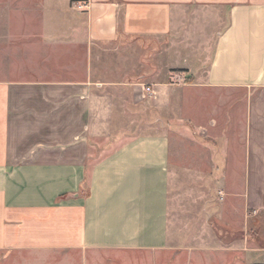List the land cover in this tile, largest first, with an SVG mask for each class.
Segmentation results:
<instances>
[{
    "label": "crops",
    "instance_id": "1",
    "mask_svg": "<svg viewBox=\"0 0 264 264\" xmlns=\"http://www.w3.org/2000/svg\"><path fill=\"white\" fill-rule=\"evenodd\" d=\"M185 120L212 146L192 166L236 186L209 225L246 227L264 213V0H0V264L180 250L238 264L257 228L175 243L170 134Z\"/></svg>",
    "mask_w": 264,
    "mask_h": 264
},
{
    "label": "rangeland",
    "instance_id": "2",
    "mask_svg": "<svg viewBox=\"0 0 264 264\" xmlns=\"http://www.w3.org/2000/svg\"><path fill=\"white\" fill-rule=\"evenodd\" d=\"M206 53L207 55L201 64L202 71L209 60L211 47H208ZM170 139L172 148L176 151L175 167L170 170L172 179L169 193V210L177 221L176 245L179 247H201L204 243L214 245L218 241L223 244L238 242L244 238L245 228L246 230L257 228L256 235L253 232L248 234L250 236L247 239L248 253L246 257H238V264H264V213L256 215L254 212H249L251 214L248 217L246 227L240 225L236 215L235 218H232L233 222L229 232L215 233L209 222L212 223L213 220L210 218H217L215 215L217 211H222L220 190L231 188L233 191L236 186L233 184L230 186L215 184L216 182L212 177L217 173V170L192 166L198 159L206 160L209 155L211 156L212 154L208 153V150L212 146L209 145L210 142H207L205 137H198L194 134L186 120L180 126L172 128ZM231 171L233 173L236 170ZM226 222L227 220L222 219L214 224L221 225ZM186 252L187 250H180L177 255H169V253L166 255L144 253L116 255L109 252H88L86 253V264H159L160 256L161 258L166 256L168 264H190ZM198 252L197 255L193 256L191 264H209V257L206 252ZM170 257H172L171 260ZM196 257L198 258L196 259ZM215 258V264H220L222 257L216 256ZM27 259L31 258L24 257L23 264H26ZM75 259L76 262L81 261L79 258Z\"/></svg>",
    "mask_w": 264,
    "mask_h": 264
},
{
    "label": "built area",
    "instance_id": "3",
    "mask_svg": "<svg viewBox=\"0 0 264 264\" xmlns=\"http://www.w3.org/2000/svg\"><path fill=\"white\" fill-rule=\"evenodd\" d=\"M79 7L81 8L82 5L80 4ZM184 81H186V80H185V77L183 76V74H181V73H175V74H173V76H172V82H174V83H180V82H184ZM145 90L147 92H151L150 87H146Z\"/></svg>",
    "mask_w": 264,
    "mask_h": 264
},
{
    "label": "trees",
    "instance_id": "4",
    "mask_svg": "<svg viewBox=\"0 0 264 264\" xmlns=\"http://www.w3.org/2000/svg\"><path fill=\"white\" fill-rule=\"evenodd\" d=\"M173 71H183V70H181V69H174Z\"/></svg>",
    "mask_w": 264,
    "mask_h": 264
}]
</instances>
